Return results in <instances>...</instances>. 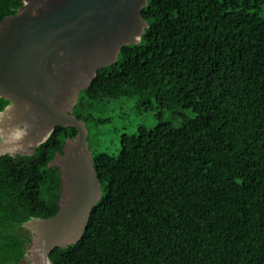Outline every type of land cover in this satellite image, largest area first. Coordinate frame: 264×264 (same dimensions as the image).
Segmentation results:
<instances>
[{
  "label": "trees",
  "instance_id": "16d2710c",
  "mask_svg": "<svg viewBox=\"0 0 264 264\" xmlns=\"http://www.w3.org/2000/svg\"><path fill=\"white\" fill-rule=\"evenodd\" d=\"M22 5L0 0V21ZM141 16L140 41L72 107L102 195L52 264H264V0H147ZM129 98L156 124L122 130L116 153L91 146L104 106ZM75 135L57 126L32 154L0 155V264H21L24 223L58 211L49 162Z\"/></svg>",
  "mask_w": 264,
  "mask_h": 264
},
{
  "label": "water",
  "instance_id": "95a60500",
  "mask_svg": "<svg viewBox=\"0 0 264 264\" xmlns=\"http://www.w3.org/2000/svg\"><path fill=\"white\" fill-rule=\"evenodd\" d=\"M22 1L15 15L0 21V98L10 102L0 119L16 110L22 117L42 114L49 119L46 138L56 126L76 129L49 162L61 178L58 211L24 223L35 264H52L51 251L78 242L102 195L87 128L72 107L98 69L140 41L148 26L141 16L147 0ZM6 138L0 132V155L7 153Z\"/></svg>",
  "mask_w": 264,
  "mask_h": 264
},
{
  "label": "rangeland",
  "instance_id": "374dc122",
  "mask_svg": "<svg viewBox=\"0 0 264 264\" xmlns=\"http://www.w3.org/2000/svg\"><path fill=\"white\" fill-rule=\"evenodd\" d=\"M64 106L67 109H70L69 104H65ZM102 112L103 116L108 117L110 120L101 125V128H99L97 133L89 139V142L91 146L95 145L96 147V145H99L101 149L104 148L109 153H116L118 151L117 145L122 130L126 129L127 132L129 130H133L135 129L136 123H143L146 126H153L157 121L154 114L140 112L135 106V101L132 98L127 99V101L117 100L115 102H108L104 106ZM21 114V110H16V112L12 111L11 115L8 114L3 119H0V132L6 134L7 138L5 139V142L10 144L9 146L5 147V150L8 154H31L33 152L32 149L35 146L33 140L36 139L38 144L42 139L37 138H46L47 135V131L44 133H39L38 131L32 130L34 123L29 124L23 120L19 123L18 120L20 119L18 118H20ZM13 120H15V122H13ZM129 121L134 123L132 127L128 125ZM11 123H13V125ZM21 124L26 126L22 130L20 129ZM7 129H9L8 132ZM19 134H26V139H29V141L26 140V143L20 142L21 138L24 137L22 135L19 136L21 138L17 140L16 138ZM35 262L36 258L31 255L29 250H27L21 264H35Z\"/></svg>",
  "mask_w": 264,
  "mask_h": 264
},
{
  "label": "flooded vegetation",
  "instance_id": "af4514ba",
  "mask_svg": "<svg viewBox=\"0 0 264 264\" xmlns=\"http://www.w3.org/2000/svg\"><path fill=\"white\" fill-rule=\"evenodd\" d=\"M23 6V5H22ZM21 8V7H20ZM19 8V9H20ZM66 105H68V104H66ZM13 119V118H12ZM15 119V118H14ZM18 119H20V120H18V122L20 123V121H25V122H28L29 124H33L34 123V127H33V129L32 130H34V131H38L39 133H44V132H46L47 131V129H48V127H49V119L47 118V117H43V115L42 114H39V115H34V114H32V113H30V114H28L27 116H21L20 118H18ZM13 122H15V120H13ZM12 125H13V123H11ZM26 126L24 125V124H21L20 125V129L22 130V129H24ZM57 127V126H56ZM55 127V128H56ZM45 130V131H44ZM55 130V129H54ZM9 131V129H7V132ZM2 135V134H1ZM22 135V134H21ZM5 136H6V134H5ZM22 136H24L23 138H21V140H20V142H22V143H26V140H28L29 141V139H26V137H27V135L25 134V135H22ZM47 136V135H46ZM48 138V137H47ZM46 138V139H47ZM20 139V138H19ZM19 139H17V140H19ZM37 139H42V140H44L45 138H40V137H38ZM34 141V143H35V146L33 147V152H34V149L39 145H37L36 146V144H37V142H36V139H34L33 140ZM4 143L6 144V146H9L10 144L9 143H6L5 141H4ZM41 144V143H40ZM32 152V153H33ZM31 153V154H32ZM10 154V153H9ZM27 154H30V153H27ZM12 155V154H11ZM18 155V154H17ZM19 155H26V154H19ZM14 156V155H13Z\"/></svg>",
  "mask_w": 264,
  "mask_h": 264
},
{
  "label": "bare ground",
  "instance_id": "6f19581e",
  "mask_svg": "<svg viewBox=\"0 0 264 264\" xmlns=\"http://www.w3.org/2000/svg\"><path fill=\"white\" fill-rule=\"evenodd\" d=\"M19 136H21L20 134L17 136V138L16 139H19V138H21V137H19Z\"/></svg>",
  "mask_w": 264,
  "mask_h": 264
}]
</instances>
